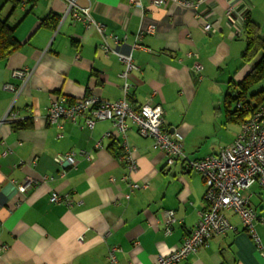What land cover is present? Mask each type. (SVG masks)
<instances>
[{
    "label": "crops",
    "instance_id": "0c3cea01",
    "mask_svg": "<svg viewBox=\"0 0 264 264\" xmlns=\"http://www.w3.org/2000/svg\"><path fill=\"white\" fill-rule=\"evenodd\" d=\"M152 1L138 7L129 0H0V20L16 42L0 56V264H107L111 247L120 249V264H156L198 224L207 207L203 177L181 163L165 172L166 155L136 127L109 138L107 120L93 129L85 118L48 121L55 98H123L119 53L132 54L138 70L128 75L129 104L160 105L164 128L184 137L186 155L203 159L235 141L242 123L225 97L260 58L243 57L245 23L253 21L264 36V0H168L160 7ZM73 3L90 10L104 36L74 19ZM207 24L213 33L204 30ZM20 69L31 73L27 82L13 76ZM100 139L102 148L95 149ZM125 142L136 150L131 174L120 159ZM73 151L76 169L56 163L57 155ZM83 152H94V159ZM29 181L21 192L19 184ZM132 183L147 187L132 192ZM52 193L69 195L74 205L51 203ZM246 196L264 245V191L253 186ZM164 210L175 212L170 234ZM227 216L226 235L179 264H263L240 216L232 210Z\"/></svg>",
    "mask_w": 264,
    "mask_h": 264
},
{
    "label": "built area",
    "instance_id": "2783aa9c",
    "mask_svg": "<svg viewBox=\"0 0 264 264\" xmlns=\"http://www.w3.org/2000/svg\"><path fill=\"white\" fill-rule=\"evenodd\" d=\"M129 1L132 6H142L141 0ZM202 1L200 0V2ZM167 2L168 0H153L152 5L160 7ZM73 6L74 3L71 4L70 12L75 20L81 21L86 28L94 26L104 36L103 25L92 18L89 9L79 10L78 8L74 9ZM204 30L209 34L214 32L210 24L205 25ZM134 47L139 46L135 45ZM102 48L106 52L111 51L106 43L102 45ZM119 57L125 65V71L121 74L124 81L123 98L117 101H107L97 95H92L73 103L55 98L49 108V123L58 124L62 118H68L73 123H77L78 119L85 118L87 127L93 129L98 121L107 120L112 124V130L105 134L109 138L113 134H121L126 137L131 127L134 126L141 136L153 140L155 149L166 155L165 172H170L173 166L181 163L187 170L201 174L206 185L207 207L200 213L198 224L185 238L184 243L174 249L171 254L160 257L156 264H179L189 255L197 254L205 248L212 238L226 235L232 228L227 216V212L231 210L240 216L247 232L253 238L258 255L264 264V245L256 228V223L260 219L249 197L246 196L248 190L253 186H259L264 191V103L242 122L241 131L232 144L203 159H192L184 151V137L177 131L168 132L164 128L165 112L160 105L153 106L147 102L139 108H133L129 104L127 99L130 89L128 75L132 71L138 70V67L132 54L119 53ZM196 68L200 70L201 65L197 64ZM13 76L27 82L31 73L26 69H20L14 71ZM6 88L15 90L11 85ZM238 105L243 107L241 104ZM101 148L102 139L95 145V149ZM135 152L136 150L131 148L127 142L123 144V154L120 159L126 161L130 174L138 168ZM83 155L87 160L92 161L95 153L83 152ZM55 161L57 164L71 169L77 167L74 151L57 155ZM30 186V181L19 184V190L24 193ZM130 186L131 191L134 192L146 188L147 183L143 185L132 183ZM50 202L67 207L74 205L69 195L62 196L58 193H52ZM162 217L163 223L166 225L165 232L170 234L172 232L171 224L176 221L175 212L164 210ZM119 252L118 247H111L107 255V264H120Z\"/></svg>",
    "mask_w": 264,
    "mask_h": 264
},
{
    "label": "trees",
    "instance_id": "16d2710c",
    "mask_svg": "<svg viewBox=\"0 0 264 264\" xmlns=\"http://www.w3.org/2000/svg\"><path fill=\"white\" fill-rule=\"evenodd\" d=\"M0 20V36L5 30L8 34L0 37V56L16 46L15 39L12 37V29ZM245 34L247 39V46L244 52V59L246 62L253 60L260 56L254 69L246 76V78L230 86L229 91L225 97V105L230 110L236 120L244 122L253 112L264 103V86L256 88L260 83L264 82V36L260 34L257 25L247 20L245 23ZM236 104L235 110L230 109V106ZM241 104L243 107H239ZM248 106V109H246ZM16 127L22 126V122H13ZM24 126V125H23Z\"/></svg>",
    "mask_w": 264,
    "mask_h": 264
},
{
    "label": "rangeland",
    "instance_id": "374dc122",
    "mask_svg": "<svg viewBox=\"0 0 264 264\" xmlns=\"http://www.w3.org/2000/svg\"><path fill=\"white\" fill-rule=\"evenodd\" d=\"M262 86H264V82H262V83H260L258 86H256L254 89H256V88H261ZM231 129L233 128V130L235 131V130H237L239 127H238V125H232L231 124V127H230Z\"/></svg>",
    "mask_w": 264,
    "mask_h": 264
}]
</instances>
